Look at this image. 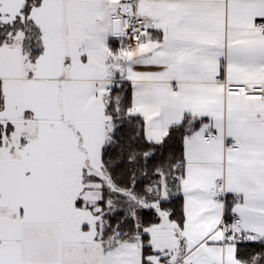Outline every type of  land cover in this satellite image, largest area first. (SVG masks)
I'll list each match as a JSON object with an SVG mask.
<instances>
[{
    "label": "snow or ice",
    "instance_id": "1",
    "mask_svg": "<svg viewBox=\"0 0 264 264\" xmlns=\"http://www.w3.org/2000/svg\"><path fill=\"white\" fill-rule=\"evenodd\" d=\"M0 264H264V0H0Z\"/></svg>",
    "mask_w": 264,
    "mask_h": 264
}]
</instances>
